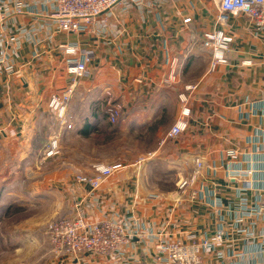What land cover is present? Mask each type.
Wrapping results in <instances>:
<instances>
[{
  "label": "crops",
  "instance_id": "crops-1",
  "mask_svg": "<svg viewBox=\"0 0 264 264\" xmlns=\"http://www.w3.org/2000/svg\"><path fill=\"white\" fill-rule=\"evenodd\" d=\"M22 2L23 13L11 18V41L0 55L12 66L0 68V202L23 193L20 206L44 208L43 220L52 212L83 214L93 223L134 216L130 228L137 227L138 237L122 261L86 253L63 264H151L159 239L198 242L219 230L228 241L205 252V264H264L261 240L236 229L250 227L247 219L239 222L242 200L250 207L264 199V27L230 17L227 64L208 72L199 41L203 32L219 28L216 0H123L77 34L61 33L47 19L49 0ZM185 18L191 22L184 24ZM67 46L76 56L65 54ZM85 51L92 58L87 76L76 79L66 112L72 128L66 130L48 104L72 86L66 68ZM189 85L195 89L188 132L159 146L180 117L177 97ZM106 93L125 106L114 125L105 118ZM56 134L60 154L46 157L44 149ZM112 147L116 154H105ZM63 149L77 162L72 171L60 162ZM153 151L154 159L132 166ZM197 157L204 164L203 189H189L198 194L188 199L184 193L180 204L176 184ZM114 160L131 166L98 191L75 182L91 175L96 162ZM71 176L63 187L64 177ZM217 200L220 212L213 208ZM263 230L260 220L252 232L259 236ZM29 232L20 248H47V232L40 238Z\"/></svg>",
  "mask_w": 264,
  "mask_h": 264
},
{
  "label": "built area",
  "instance_id": "built-area-1",
  "mask_svg": "<svg viewBox=\"0 0 264 264\" xmlns=\"http://www.w3.org/2000/svg\"><path fill=\"white\" fill-rule=\"evenodd\" d=\"M121 1L123 0H49L52 7L47 19L53 21L59 32L77 34L87 30L99 16L103 14L110 15L115 6ZM128 1L138 4L141 0ZM216 3V25L219 28L203 32L199 41V50L208 58V72H213L215 68L227 64V53L233 42V36L225 30L230 17L240 16L249 20L257 28L262 29L264 27V0H216ZM23 9L24 3L22 0H0V55L3 54L8 42L11 41L8 35L10 31L8 24L14 15H21ZM190 22L191 18L183 20L184 24ZM64 52L68 56H76V49L72 46L65 47ZM91 58L92 52L85 51L76 60L68 63L66 73L74 78V82L71 87L65 89L60 95L52 97L48 104L49 109L55 113L59 125L64 126L66 130L72 128L66 120V112L74 93L76 79L87 76V65L90 63ZM3 64L4 60L1 59L0 68L3 66L5 71L12 70L11 65ZM194 89L195 86H186L184 92L177 97L180 117L160 141L159 146L188 132L189 102ZM102 103L108 122L112 125L120 122L124 114V104L116 101L110 93H106ZM60 141L61 135H54L50 140L47 152H45L46 157L58 154ZM155 155V151L147 152L139 157L132 166L139 167L154 159ZM230 155L233 156L234 153L230 152ZM130 166L122 162H113L107 165L95 164L91 167V175L77 176L75 182L86 184L89 187V192L93 193L101 189L114 175ZM244 173L250 174L249 171ZM203 175L204 164L201 158H194L188 176L179 178L176 184L177 192L180 195L178 203H182L181 197L184 193L189 194L188 199H194L198 191L203 189L202 183H205ZM234 175L238 177V174ZM196 186L198 191L192 190L188 193L189 189ZM258 200L255 205L253 204L250 207L242 200L243 216L239 218V222L247 219L250 222V227L247 230L235 228L238 232H244L251 239H260L262 244L260 253L264 255V230L259 236L254 235L252 232L253 227L260 220L264 222V199ZM220 207L219 200L213 203V208L216 211L220 212ZM133 219L135 220L134 216H130L123 219L112 218L93 223L87 221L86 217L79 213L74 216L61 215L55 217L46 227L51 263L63 264L69 259L76 260L80 255L86 253L122 261L131 240L138 237L134 232L135 230L138 231L137 227L132 226L130 228V225L134 222ZM188 240V242H180L159 239L157 243L153 244V253L149 257L150 263L205 264L203 254L205 252L214 253L219 245L228 241L223 230L217 231L210 237L204 236L198 242L194 241L193 238ZM216 256L219 257L220 254L218 253Z\"/></svg>",
  "mask_w": 264,
  "mask_h": 264
},
{
  "label": "rangeland",
  "instance_id": "rangeland-1",
  "mask_svg": "<svg viewBox=\"0 0 264 264\" xmlns=\"http://www.w3.org/2000/svg\"><path fill=\"white\" fill-rule=\"evenodd\" d=\"M54 136H52L53 138ZM51 138V139H52ZM114 142V141H113ZM136 143L138 141L136 140ZM49 147V145H48ZM48 149V148H47ZM47 149H44V155L45 152H47ZM119 150V149H118ZM120 151V150H119ZM63 154H61V164L63 165L64 170L72 171L75 167V164L77 162H74L71 160V157L68 153V151L63 149L61 151ZM105 153V152H104ZM60 154V150L58 151V154ZM108 155H115L116 150L114 147L112 149L105 153ZM68 155V156H66ZM46 156V155H45ZM113 162H119L118 160H114ZM54 161H49L48 165H53ZM111 163V162H110ZM95 164H101V163H95ZM94 164V165H95ZM74 177H64L63 179V187H67L71 184V181ZM76 178V177H75ZM74 178V179H75ZM2 178H0L1 180ZM2 181V180H1ZM0 181V182H1ZM23 193H12L11 195L8 194L5 196V199L3 202H0L1 209H7L9 210V214L4 217V220L0 222V264H52L50 257H49V244L47 248H38L29 246L26 249L20 248V246L23 244L24 239L27 240V235H39L40 236L46 232V227L55 217L58 216H68V214H55L56 212H52V214H48L47 218L43 220L44 218H41L43 216L45 209H39V210H30L29 208L21 207L22 205L21 197ZM41 219V224L38 222ZM36 222V224H34ZM28 246V245H27ZM20 248V250H19ZM24 250V251H23Z\"/></svg>",
  "mask_w": 264,
  "mask_h": 264
},
{
  "label": "trees",
  "instance_id": "trees-1",
  "mask_svg": "<svg viewBox=\"0 0 264 264\" xmlns=\"http://www.w3.org/2000/svg\"><path fill=\"white\" fill-rule=\"evenodd\" d=\"M107 118V117H105ZM8 208L7 209H1L0 208V222L4 220V217H6L9 213ZM145 261H142V263H144Z\"/></svg>",
  "mask_w": 264,
  "mask_h": 264
},
{
  "label": "water",
  "instance_id": "water-1",
  "mask_svg": "<svg viewBox=\"0 0 264 264\" xmlns=\"http://www.w3.org/2000/svg\"><path fill=\"white\" fill-rule=\"evenodd\" d=\"M152 264V263H151Z\"/></svg>",
  "mask_w": 264,
  "mask_h": 264
}]
</instances>
